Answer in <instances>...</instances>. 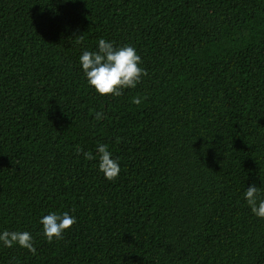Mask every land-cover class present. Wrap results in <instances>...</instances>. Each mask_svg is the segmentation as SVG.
<instances>
[{
  "label": "trees",
  "instance_id": "16d2710c",
  "mask_svg": "<svg viewBox=\"0 0 264 264\" xmlns=\"http://www.w3.org/2000/svg\"><path fill=\"white\" fill-rule=\"evenodd\" d=\"M99 38L147 70L119 97L81 71ZM99 143L113 180L84 155ZM249 185L264 187V0H0V230L36 247L0 246V264H264ZM52 211L76 223L47 242Z\"/></svg>",
  "mask_w": 264,
  "mask_h": 264
},
{
  "label": "clouds",
  "instance_id": "9594fccd",
  "mask_svg": "<svg viewBox=\"0 0 264 264\" xmlns=\"http://www.w3.org/2000/svg\"><path fill=\"white\" fill-rule=\"evenodd\" d=\"M142 59L135 47L129 44L116 46L110 40L99 38L94 51H84L79 57L81 71L87 85L100 96L112 95L119 97L125 89H134L147 70L142 67ZM143 97L136 96L133 103L139 104ZM96 120L103 119L102 112L94 114ZM79 151V150H78ZM89 160L95 159L98 172L107 180L115 179L120 172L119 159L113 156L109 145L99 143L95 154L85 152ZM250 212L258 218H264V187L249 185L243 193ZM39 223L41 234L47 242L61 239L66 230L76 223V217L69 212L55 211L43 215ZM36 253L33 236L27 230H0V246H13ZM15 264H19L18 261Z\"/></svg>",
  "mask_w": 264,
  "mask_h": 264
}]
</instances>
